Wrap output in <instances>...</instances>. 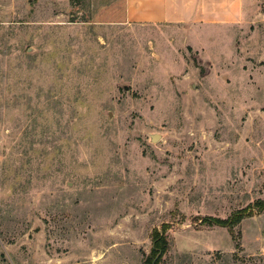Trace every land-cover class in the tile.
I'll use <instances>...</instances> for the list:
<instances>
[{
    "label": "rangeland",
    "instance_id": "1",
    "mask_svg": "<svg viewBox=\"0 0 264 264\" xmlns=\"http://www.w3.org/2000/svg\"><path fill=\"white\" fill-rule=\"evenodd\" d=\"M121 1L0 0V264H264L200 223L264 199V0L201 44Z\"/></svg>",
    "mask_w": 264,
    "mask_h": 264
},
{
    "label": "crops",
    "instance_id": "2",
    "mask_svg": "<svg viewBox=\"0 0 264 264\" xmlns=\"http://www.w3.org/2000/svg\"><path fill=\"white\" fill-rule=\"evenodd\" d=\"M253 0H122V22L181 29L192 43L233 33L253 15ZM213 32V33H212Z\"/></svg>",
    "mask_w": 264,
    "mask_h": 264
},
{
    "label": "trees",
    "instance_id": "3",
    "mask_svg": "<svg viewBox=\"0 0 264 264\" xmlns=\"http://www.w3.org/2000/svg\"><path fill=\"white\" fill-rule=\"evenodd\" d=\"M264 213V199L255 202L246 209L231 214L226 219L206 217L201 220V224L207 227H220L232 232L233 229L246 218L252 217L254 214ZM167 226L162 225L159 229L155 228L151 232L152 248L147 264H158L161 256L167 251V241L165 238ZM156 257V258H155Z\"/></svg>",
    "mask_w": 264,
    "mask_h": 264
},
{
    "label": "water",
    "instance_id": "4",
    "mask_svg": "<svg viewBox=\"0 0 264 264\" xmlns=\"http://www.w3.org/2000/svg\"><path fill=\"white\" fill-rule=\"evenodd\" d=\"M124 89L126 90L127 88L124 86ZM149 139L151 143H156L158 140H160V136L156 134H150Z\"/></svg>",
    "mask_w": 264,
    "mask_h": 264
}]
</instances>
